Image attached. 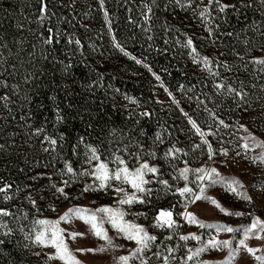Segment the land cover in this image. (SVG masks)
<instances>
[{
    "label": "trees",
    "instance_id": "trees-1",
    "mask_svg": "<svg viewBox=\"0 0 264 264\" xmlns=\"http://www.w3.org/2000/svg\"><path fill=\"white\" fill-rule=\"evenodd\" d=\"M225 2L236 3L239 11L229 9L225 23L218 18L220 14L215 6H210L212 15L217 18L209 27L215 29L220 25V30L214 33L213 39H207L208 32L198 11L194 15L193 9L206 5L208 0H192L191 7L185 9L174 7V0H103V9L100 0H49L51 11L43 25L35 19L39 15V0H0V45H7L0 47V57H3L0 63L4 64L0 68V80L8 81L7 87L0 85V96L7 93L11 98L7 107L0 100V145L4 146L0 148V185L5 182L11 184L8 192L13 196L11 200L4 201L3 193H0V207L9 208L17 216L27 213L28 220H22V223L30 226L33 217L53 216L52 206L56 210L81 203L85 198L95 203L109 200L112 197L110 193H82L84 183L88 182L83 177L78 183L69 180L65 189L67 198L54 196L55 190L49 187L47 175L38 180L31 179L37 172H43L51 174L52 182L59 184L61 176L58 169L63 167V159L69 160L77 171L87 167L83 162L84 144L79 145L80 156L72 153L71 145L77 143L80 136L85 138V143L98 146L103 156H107L121 144L136 150L128 136L122 133L131 132L134 138L152 146L156 132L160 131L165 142L157 143L153 150L162 154L175 142L177 147L188 152L187 156L175 161V166L183 167L182 161L187 160L191 167H199L208 159L207 152L205 150L202 156L199 150L193 152L191 149L192 143H198V137L190 130L191 126L180 108L192 115L202 128L212 125L215 129L205 107L229 125L227 128L221 126L217 135L209 138L217 149L221 137L230 141L233 133L237 137L247 134L238 129L239 124H244L258 140L263 141L257 136V130L249 129L247 122L252 121L258 127L264 122V71L260 70V65L250 62L253 56H264V35H261L264 33V8L261 0H252L251 8H240L239 0ZM144 4L152 6L150 13ZM105 12L108 13V23L105 22ZM145 14L150 17L148 20L144 19ZM61 16L64 19H58ZM17 24L24 27L17 28ZM48 27H59L62 34L51 46L40 42L48 35ZM228 32L232 35H227ZM186 36L193 39L194 47L201 55L216 58L219 53V60L227 61L230 71L213 65V71L220 73L215 79L223 78L225 85L231 84L233 88L248 93L246 104L237 107L233 96L216 93L213 78L192 63L189 49L177 43H183ZM114 38L130 55L125 56L113 46ZM17 39L23 41L19 46L16 45ZM76 40L80 41L79 46ZM33 46L34 56L30 57L28 53L33 52ZM236 53H240V57ZM136 59L142 63L137 64ZM11 64L16 65L15 70ZM65 65H68L67 71L64 70ZM26 73L34 77L28 83H24ZM153 73L160 77L159 81ZM17 84L19 89L13 94L12 86ZM165 88L179 102V108L172 103ZM26 96L30 99H25ZM125 96L133 97L135 102L126 100ZM55 107H59L65 116L62 123H56ZM145 109L151 116H140ZM29 112L31 116H28ZM53 124H56L55 128ZM40 126L52 135L64 133V142L55 152L44 151L40 143L43 137L33 135L31 129ZM112 128L117 129V134L108 136ZM141 129L147 133L146 137L140 136ZM169 132L173 134L169 136ZM234 143L241 141L237 138ZM224 146L231 147L228 143ZM235 151H240L241 155L235 156ZM235 151H230L227 159L258 167L244 158L245 150L236 148ZM259 151V147L251 149L249 155ZM143 158L149 159L147 155ZM214 159L219 163L225 157L217 154ZM151 162L157 163L155 160ZM158 163L162 167L163 178L174 186H183V181L177 185L167 175L171 168L166 161ZM152 187L155 189L157 185ZM29 194L36 200L37 207L34 208L26 198ZM178 196L161 193L156 199L154 193L151 204H134L136 212L148 214L147 221L143 216L138 219L158 236L156 243L163 242L177 249L176 264L186 254L183 243L175 237L166 240V230L152 229L151 217L155 215V209L173 204H176V212L182 211L177 203ZM0 219L9 220L14 229L18 227L8 217ZM183 230L184 226L180 227L179 233ZM0 240L3 241L0 243V264H45L46 258L42 253L34 255L39 252L38 247H24L29 242L19 231L11 238L0 236ZM155 251L153 247L146 253L150 264H162V259L152 255Z\"/></svg>",
    "mask_w": 264,
    "mask_h": 264
},
{
    "label": "snow or ice",
    "instance_id": "snow-or-ice-1",
    "mask_svg": "<svg viewBox=\"0 0 264 264\" xmlns=\"http://www.w3.org/2000/svg\"><path fill=\"white\" fill-rule=\"evenodd\" d=\"M74 2V0H73ZM101 8L103 9V0H100ZM49 0H39V15L36 16V22L43 25L46 19H49L47 13L51 10L48 7ZM192 0H174V7L181 9L190 8ZM210 6H215V9L220 14L218 18L222 19L227 23V11L229 9L238 12L236 3H227L225 0H208L206 5L197 6V9H193V14L198 16L203 23V27L208 32L207 39H213L214 33L220 30V25H216L215 29L209 27L213 23V20L217 17L212 15ZM71 7V5H68ZM144 8L147 9L148 13L152 11V6L144 4ZM240 8H251L252 0H239ZM261 7L264 8V0H261ZM54 15V13H53ZM150 17L145 14L144 19L148 20ZM58 19H64L59 17ZM105 22H109L108 13L105 12ZM17 28H23V24H17ZM111 32V28H109ZM48 35L41 38V43L46 46H51L58 42L61 37V31L59 27L53 29L52 27L47 28ZM227 35L231 36L232 33L228 32ZM186 35V34H185ZM264 35V33H261ZM72 42L71 38L68 40ZM23 41L17 39L16 45L19 46ZM76 45L79 46L80 41H75ZM113 46L118 49L125 56L130 55L121 44L115 40L112 41ZM181 47L189 49L188 55L192 58V63L199 65L202 71H206L210 77L213 78V88L218 95H231L234 97V103L237 107H241L247 103L246 97L248 93L243 90H237L232 87L231 84L225 85L223 78L219 80L215 79L220 76V73L213 71V65L216 67L222 66L226 71H230L231 67L227 61L219 60V53L216 58L210 57L209 55H201L197 52L194 47V42L191 37L186 36V40L181 43L177 41ZM7 45H0V47H6ZM23 49H21L22 51ZM35 46H33V52H29L30 57L34 56ZM240 57V53H236ZM135 59V57H131ZM3 57H0L2 60ZM254 65H260V70L264 71V56H253L250 60ZM136 63H142L141 60L136 59ZM4 67V64L0 63V68ZM10 67L15 70L16 65L11 64ZM148 67V65H144ZM68 65H65V71H67ZM149 71L151 69L149 68ZM10 73V77H11ZM156 80L159 81L160 77L153 73ZM39 77H36L38 79ZM32 74H25L24 83H28L33 80ZM0 85L7 87V79L0 80ZM161 86H163L161 84ZM90 87V85H89ZM183 87V86H181ZM19 89V85L12 86L13 94H16ZM226 89V90H225ZM191 90V89H190ZM168 96L171 98L172 103L176 104L179 108V102L175 99L171 92L165 88ZM126 100L135 102L133 97L125 96ZM238 98V99H236ZM30 99V97H25ZM50 99H55L50 97ZM190 99V97H189ZM0 100L4 102V106L7 107L8 103L11 102L10 96L5 93L4 96H0ZM203 101H201L202 103ZM71 106V105H69ZM182 115L187 119V124L191 126L190 130L198 137V143H192L190 145L193 152L199 150L203 156L205 150L207 152L208 159L201 164L199 167H191L187 160H183V167H176L175 161L188 155V152L184 148L177 147L176 143L173 142L171 145L166 147L163 153H159L153 150V146L157 143L164 144V139L161 136V132L157 131L155 139L152 141V146L141 142L132 136L131 132L122 133L127 135L129 140L132 141V147H135V151H132L131 147L127 144H121L114 150L109 151L107 156H103L100 152L99 147L94 144L85 143V138L80 136L77 138V143L72 144L73 155L80 156L79 145L84 144L85 153L83 162L87 167H81L79 171L75 170L71 162L67 159H63V167L58 169V174L61 176L59 184L52 182L51 174L43 172H37L31 177L32 180H38L40 177L47 175L49 180V187L54 189V196L59 195L65 198L68 197V193L65 191L69 185V180L73 183H78L81 177L86 178L88 182L84 183L82 193H110L114 196L113 204L107 205L102 204L99 207L91 208L88 206L74 205L68 207L63 213H61L56 219L48 218H36L33 217L30 226L22 223L28 220L27 213L22 216H17L7 207H0V217H8L11 221L17 223L16 229L12 228L9 224V220L0 219V236L5 238H11L12 235L19 231L23 234V237L29 243L25 244L24 247L28 248L29 245H35L40 249L39 252H35L34 255L40 256L43 253L46 258L45 264H82V262L76 257L73 250L69 248L68 243L65 239V233L68 238L75 240L77 237L86 236L89 233L91 236L96 237L102 241L98 247H79L75 251L77 252H107L109 250L115 252L118 249L124 248L125 245L117 243V238H122L125 241L132 242L134 246H130L127 249L126 254H121L113 257V264H133L134 261H139V264H150L149 258L146 253L150 252L153 247L156 251L152 253L158 260L162 259V264H176L175 252L176 248L170 245H164L163 242L156 243L158 236L153 232L149 231L146 224L137 223L135 219H127L126 217L132 215L133 217L143 216L147 221L149 216L145 212H133L130 213L125 210L124 206L129 208L134 204L147 205L152 203L153 194H156V199L160 198V194L176 196L177 203L183 209V211L176 212V204L171 207H162L155 209V215L151 217V228L166 230L168 235L165 237L166 240H171L174 237L179 241L184 242L186 248V254L180 258L179 264H233L236 257L241 251L249 254L255 264H264V249L259 247L250 246L248 241L250 238L255 237L260 241H264V219L256 216L255 214L245 213L238 210H230L224 207L219 200L213 196L207 195V189L213 186H220L224 191L230 195L235 196L238 200L251 204L252 197L248 195L247 190L244 188V184L237 179L235 176H223L215 166L217 161L214 157L219 154L225 157L224 160L219 161L220 164L226 165L229 163L227 157L230 151H235L239 148L244 151V158L248 159L251 164L257 165L261 169H264V141L258 140L244 124H239L238 129H242L245 133L244 136L237 137L236 133H233V140L224 141L221 137L219 139L220 147L217 149L210 142V137L217 135L221 126L224 128L229 127L223 119L216 116L214 112L205 107V111L213 119L215 123V129L212 125H208L207 128H202L200 124L192 115L185 112L183 108H180ZM55 114L56 123H62L65 120V116L61 112L59 107L53 109ZM31 116V112L28 113ZM140 116L149 117L151 113L145 109L141 111ZM24 119V117H21ZM91 124L88 125L91 128ZM56 124H53V128ZM175 127V126H174ZM33 135L42 136L40 140L41 146L44 151L57 150L58 145H62L65 139L63 132L58 135L50 134L47 129L43 126L33 127L31 129ZM183 132V129H180ZM117 134V129L112 128L108 132V136H114ZM173 133L169 132V136ZM140 136H147V133L141 129ZM239 139L241 143L235 144L234 141ZM225 143L231 145V147H225ZM0 145V148H3ZM260 148L259 153L251 154V149ZM147 155L149 159L143 157ZM240 151H235V156H240ZM103 156V158H102ZM157 161L153 163L151 161ZM164 160L167 162L171 171L167 173L171 177V180L175 181L178 185L180 181H183V186H174L168 179L163 178L164 173L161 165L158 161ZM233 163L235 160L233 159ZM67 176L68 179H63ZM155 184L157 187L154 189L152 185ZM195 185L196 187H191ZM12 187L11 184L5 182L0 185V193H3V200L9 201L13 198L9 194L8 190ZM131 189L129 191L128 189ZM19 191V189H17ZM31 205L37 207L35 199L31 198V194L26 197ZM198 200H204L210 203L220 213L225 216L234 217H248L250 216V222L241 223L238 226H232L228 223L221 221L209 222L198 218L193 212L188 210V205ZM53 211H55V206ZM180 217L178 221L175 217ZM79 220L83 225L87 226L86 232L69 230L61 227V222L71 225L72 221ZM181 223L187 225H195L202 231L179 233ZM109 226L113 235H109ZM27 228V230H25ZM220 233L231 234L227 239L218 238ZM189 240L196 241L195 246H188ZM0 243H3L0 240ZM48 248L51 251L44 252V249ZM226 250V255L220 260H202L200 256L202 253L210 250Z\"/></svg>",
    "mask_w": 264,
    "mask_h": 264
},
{
    "label": "rangeland",
    "instance_id": "rangeland-1",
    "mask_svg": "<svg viewBox=\"0 0 264 264\" xmlns=\"http://www.w3.org/2000/svg\"><path fill=\"white\" fill-rule=\"evenodd\" d=\"M250 130L254 132L257 130V136L264 139V122H262L261 126H255V123L252 121L247 122ZM247 128V127H246ZM264 141V140H263ZM229 163L226 165L216 163V167L218 171L223 176H235L239 179L243 184L244 188L247 190L248 195L252 197V203L248 204L243 200H238L235 196L230 195L224 191V189L220 186H213L207 189V195L213 196L224 206L229 208L230 210H238L243 211L245 213L255 214L256 216L264 219V172L260 167L252 168L251 165L243 162L233 163L230 159H228ZM204 164V163H202ZM191 187H196L195 185H190ZM131 191V189H128ZM114 200V196L105 201V202H93L89 198H85L83 202L77 204H70L68 206H63L55 210L54 215L51 217H45L48 219H56L61 213H63L68 207L74 205H82L88 206L91 208L99 207L102 204L112 205ZM125 210L133 213L136 212L134 210V205L130 208L128 206H124ZM188 210L193 212L198 218L203 219L205 221L214 222L221 221L228 223L232 226H238L241 223L250 222V216L248 217H234V216H225L220 213L213 205L204 200H198L194 203H190L188 205ZM183 211V209H182ZM127 219H135L137 223L144 224L138 217H133L129 215L126 217ZM179 218V219H178ZM178 221L180 217H178ZM61 227L67 228L69 230H76L81 232L87 231V226L83 225V223L79 220L72 221L71 225L65 224L61 222ZM184 226V230L181 233L187 232H197L200 233L202 230L199 229L195 225H187L186 223H181V227ZM109 227V226H106ZM109 235H113L109 227ZM231 234L229 233H220L218 238L227 239ZM66 242L69 245V248L73 250L76 257L82 262V264H113V257L121 254H126L128 247L134 246L132 242H128L123 240L122 238H117L116 242L124 244L125 247L116 250L115 252L109 250L107 252H77L75 251L79 247H98L102 241L98 240L96 237L91 236L89 233L86 236L77 237L75 240L68 238L67 233H65ZM182 242V241H181ZM184 245V242H182ZM250 246L259 247L264 249V241H260L255 237H252L248 241ZM188 246L192 247L196 245V241L189 240L187 242ZM186 250V248L184 247ZM40 251V249L38 248ZM51 251V249L45 248L44 252ZM43 254V253H42ZM226 250H210L208 252L202 253L200 259L202 260H220L226 255ZM54 264H59V262H54ZM133 264H139V261H134ZM233 264H255L253 258L247 254L246 252L241 251V253L236 257V260Z\"/></svg>",
    "mask_w": 264,
    "mask_h": 264
}]
</instances>
